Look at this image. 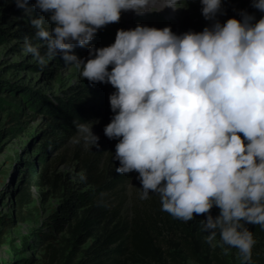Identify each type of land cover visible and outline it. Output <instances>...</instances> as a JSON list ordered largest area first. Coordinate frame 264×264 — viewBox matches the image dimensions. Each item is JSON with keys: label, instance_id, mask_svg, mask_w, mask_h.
<instances>
[{"label": "clouds", "instance_id": "1", "mask_svg": "<svg viewBox=\"0 0 264 264\" xmlns=\"http://www.w3.org/2000/svg\"><path fill=\"white\" fill-rule=\"evenodd\" d=\"M179 3L16 0L46 49L42 54L39 44L26 39V53L41 66L59 53L90 83L113 86V115L103 132L117 139L115 170L138 172L140 199L152 190L161 210L183 221L204 213L207 242L225 253L234 247L241 264H253L256 240L246 224L264 228V14L257 19L240 10V19L220 22L222 0H200L203 17L211 21L201 31L177 34L170 26L137 24L117 29L107 46L89 44L122 11L143 14ZM251 4L264 13V0ZM35 9L48 15L34 16ZM75 46H87L88 57L71 52ZM98 139L91 122L77 124L76 143L93 146Z\"/></svg>", "mask_w": 264, "mask_h": 264}, {"label": "trees", "instance_id": "2", "mask_svg": "<svg viewBox=\"0 0 264 264\" xmlns=\"http://www.w3.org/2000/svg\"><path fill=\"white\" fill-rule=\"evenodd\" d=\"M35 0H28L29 5ZM227 17L240 19L239 11L247 10L256 15L261 12L252 7L251 0H228ZM14 8H19L15 6ZM22 9V8H21ZM34 16L45 15L39 9ZM30 22V19L28 20ZM51 25L45 23V27ZM36 29L22 27L14 34L19 38L35 39ZM107 26H103L98 33H106ZM8 28L5 33H9ZM73 52L82 57V47L75 46ZM42 54L46 51L41 48ZM86 58V57H84ZM58 65L64 60L55 56L51 60ZM2 71V70H1ZM84 78L79 85L70 86L63 99L49 101L29 90L27 86L4 80L0 74V144L10 133H17L29 117L38 113L45 116V127L37 136L41 140V147L36 158L26 160L17 175L13 189L19 208L31 202V189H42L48 185L55 191L61 182L55 176L52 166L59 158L66 160L64 153L56 154L65 148L77 133V124L89 121L98 112L85 105L87 95L96 92L95 84ZM2 94V95H1ZM25 110L31 114L25 115ZM56 154L52 157L49 154ZM78 161L77 168L83 171L82 185L88 189H66L59 203L52 209L44 220L49 231L60 232L63 241L61 248L49 246L46 264H152L151 262H165L180 264V253L196 264H229V258L222 251L219 244L210 245L205 237L202 220L205 214L194 213V219L183 221L161 210L158 194L149 191V197L140 200L138 205L127 204L125 186L129 182L132 171L121 174L115 169L119 161L106 162L87 158L75 151L71 157ZM215 217L219 208L210 209ZM17 220H23L21 211L16 213ZM1 220V219H0ZM256 241L264 244V228L258 224L247 223ZM40 237L45 240L53 239V235L41 232ZM219 234L213 243L219 241ZM253 264H264L259 255H252Z\"/></svg>", "mask_w": 264, "mask_h": 264}, {"label": "rangeland", "instance_id": "3", "mask_svg": "<svg viewBox=\"0 0 264 264\" xmlns=\"http://www.w3.org/2000/svg\"><path fill=\"white\" fill-rule=\"evenodd\" d=\"M16 0H0V74L4 80L13 83H19L27 86L30 91L39 96L46 97L49 101H56V98L63 99L67 95L70 86L79 85L84 78L79 75V71L74 65L66 64L65 61L58 65L51 62L52 58H47V63L43 66L39 64L31 53L25 52L26 39L19 38L14 32L22 27L32 28L28 21L30 17L24 9L14 8ZM32 2L30 5L34 4ZM228 0H222V13H217L216 19L224 22L227 18L229 9ZM164 7L160 10L145 11L143 14H137L132 10L122 11L118 22H110L106 26V33H98L89 44L96 47L107 46L114 42L117 29H129L137 24L154 26L162 28L170 26L171 30L181 34L188 30L201 31L211 21L206 20L201 13L200 0H180L179 5ZM36 10V9H35ZM33 11V13L35 12ZM264 14L256 15V18ZM8 28L9 33H5ZM33 44H43L38 38L31 39ZM82 57H88V47H82ZM71 52H77V49H71ZM42 53V50H41ZM64 60L58 53L56 55ZM109 68L111 65L108 66ZM2 70V71H1ZM96 92L87 95L85 105L98 112L96 116L87 121L92 123V131L99 137L97 144L85 146L83 142L76 143L73 139L65 148H62L56 154L64 153L66 160H56L52 169L55 176H59V189L55 191L46 185L42 189L33 187L31 189V202L19 208L16 200L14 185L15 179L21 171L20 166H24L26 160L36 158L42 144L37 139L39 133L45 127V116L42 113L29 117L27 123L17 133H10L0 144V264H46L50 245H56L61 248L64 244L59 238L61 233L49 231L44 225V220L52 209L59 203L62 195L67 188L71 190H85L89 186L82 185L83 171L78 170L77 160L71 157L75 151L87 158L97 159L99 162H106L111 157L112 163L115 162V144L117 139L108 138L104 132V126L110 122L113 115L110 108L109 94L114 91L109 83L97 82L95 84ZM2 95V94H1ZM25 115L31 114L25 110ZM243 138V134L240 133ZM56 154H49L50 157ZM142 185L138 178V172L133 170L129 182L125 186L127 209L131 204L140 203V189ZM150 191V190H149ZM21 211L24 214L23 220L16 219V213ZM41 232L53 235V239L45 240L40 237ZM228 247V246H224ZM225 253V252H224ZM226 256L229 258V264H241L238 250L229 247ZM252 255H259L264 262V244L256 241L252 249ZM180 264H196L180 253ZM152 264H172L168 259L165 262H151Z\"/></svg>", "mask_w": 264, "mask_h": 264}]
</instances>
